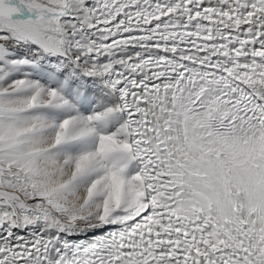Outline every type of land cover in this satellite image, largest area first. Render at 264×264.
<instances>
[{"label": "snow or ice", "instance_id": "obj_1", "mask_svg": "<svg viewBox=\"0 0 264 264\" xmlns=\"http://www.w3.org/2000/svg\"><path fill=\"white\" fill-rule=\"evenodd\" d=\"M0 264H264V0H0Z\"/></svg>", "mask_w": 264, "mask_h": 264}]
</instances>
